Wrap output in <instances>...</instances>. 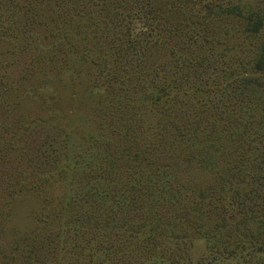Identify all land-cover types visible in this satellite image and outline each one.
Masks as SVG:
<instances>
[{"label": "rangeland", "instance_id": "374dc122", "mask_svg": "<svg viewBox=\"0 0 264 264\" xmlns=\"http://www.w3.org/2000/svg\"><path fill=\"white\" fill-rule=\"evenodd\" d=\"M0 15L20 19L0 38V264H78L76 207L121 202L140 240L109 264H264V0H0ZM155 173L170 211L151 229Z\"/></svg>", "mask_w": 264, "mask_h": 264}, {"label": "trees", "instance_id": "16d2710c", "mask_svg": "<svg viewBox=\"0 0 264 264\" xmlns=\"http://www.w3.org/2000/svg\"><path fill=\"white\" fill-rule=\"evenodd\" d=\"M24 2L28 4L29 2L31 3V0H26V1L24 0ZM45 2L48 4L50 3V5L55 4V0L53 1L45 0ZM222 12L225 13L226 15H229V14L233 15L231 14V12H227L226 10H223ZM19 21L20 19H18L17 16L14 17L13 15L10 18L7 17L4 23L0 15V38L4 39L5 37H10L11 33L15 29H17V24L20 23ZM142 165H143V162L139 161L136 167L140 169ZM109 166H110L109 170H103L104 173H107L108 171H112V170L113 171L118 170V167H116L115 165H111V163ZM12 173L9 172L7 175V178L1 179L0 184L6 183L7 181H9L10 176H12ZM155 175L156 177L157 175H159L158 180L157 179L155 180L154 177L153 179H148L147 174H146L144 178L146 184L143 185V188L154 187L156 189V192L153 191L154 195L152 197L149 196L147 192L143 193V195H145L143 196L144 199H148L151 197V200L155 199L154 202L156 203L155 210H153V213H150L154 217V219L149 220V225L151 229H154L153 224L159 225L160 221L165 222L167 220V217L170 211L168 207L170 206L169 198L165 199L163 196H161L160 190L156 188V187H160V185H162L161 187H163L164 184L169 186L168 178L161 173L159 174L155 173ZM101 179L105 181L102 177ZM15 185L18 186V184H15ZM19 188L20 186L15 188L14 190H9L10 191V192L8 191L9 193H6V190H5L3 194L8 195V194L14 193L15 190L18 191ZM99 197H102V195L97 194L95 196V199H98ZM90 202H93V200L92 201L90 200ZM127 203L128 202H121L120 205L122 207L119 208L115 206L114 209H112L111 207L108 208L107 206L103 204L97 207L88 206L86 210L75 206L77 208L76 209L77 216L75 214L74 215L76 216L75 221L77 225L76 226L70 225V227H68L69 228L68 230H70V234L67 235V237H69V240H66L67 242H65L68 244V246L63 248V251L64 252L67 251L69 247L72 248L73 251L76 253V259L74 261H77L78 264H99L98 261H100V264L101 263L109 264L108 259H109L110 253L120 254V250H122V248H125L128 250H135V249L137 250L138 245L136 242L137 240H140L136 234L137 227L129 228V227H133V225L130 224V221L129 222L126 221L123 216V213H126L127 215L131 213L132 215V210L137 209L136 208L137 204H134L132 208H129ZM131 204L133 203L131 202ZM73 207H74V202H70V200H68L65 202L63 209H61V211L56 212V214L53 215V217L56 218V215H57L59 219L65 220L67 218L65 216V211L74 210ZM141 207L145 208L147 213L151 212L150 206L141 204L140 208ZM93 210L95 211L93 212ZM91 217H94L93 220L91 221H94L95 224L93 225L92 228H89L87 226V223H84V220H88V218H91ZM129 218H131V216H129ZM151 221L153 224H151ZM127 229H132L133 234H129V233L126 234ZM88 230H90L89 237L87 239L86 238L83 239L82 234L89 233ZM118 231H120L119 234H117ZM165 232L166 230H164L163 232L158 231V233L154 232V234H163L164 238H166L167 235L164 234ZM77 237H80V240L76 241ZM64 238H65V234L62 239ZM164 247L165 245H162V247L158 246L157 248L158 250L160 249L163 250ZM77 248H79V251H83V252L77 251ZM83 253L85 254L84 256H88V257L87 258L81 257ZM64 264H67V262H65Z\"/></svg>", "mask_w": 264, "mask_h": 264}]
</instances>
